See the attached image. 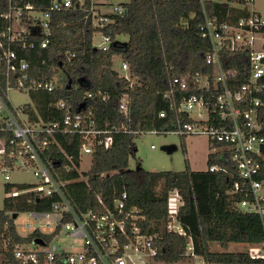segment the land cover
<instances>
[{
	"label": "built area",
	"instance_id": "built-area-1",
	"mask_svg": "<svg viewBox=\"0 0 264 264\" xmlns=\"http://www.w3.org/2000/svg\"><path fill=\"white\" fill-rule=\"evenodd\" d=\"M203 6V0H200ZM246 6L254 0H232ZM125 4L114 5L110 0H8L5 12L0 13V174L10 181L14 173H29L36 179L35 190L43 197L55 198L50 211L26 212L28 219L22 222L24 237L34 235L28 242L14 248L16 264H155L159 247V235L142 234L136 224L141 218L136 209L127 210L126 192L115 201L113 210L102 213L79 212L71 204L66 185L51 159L46 154L60 148L56 135H76L81 140L79 158L92 156L95 148L108 149L114 143V135L122 130L117 127L100 128L87 100L79 112L78 105H68L65 99H52L41 112L33 94L61 92L69 80L64 68L75 57L70 51H59V64L49 66L47 58L36 69L32 57L27 55L37 48L47 50L52 41V26L58 23L59 14L83 15V28L92 30V46L107 52L123 42L113 37V25L117 18L126 15ZM201 35L208 42L205 62L211 70L196 74L191 82L182 77L169 81L164 97L169 99L174 116L169 126L159 130L134 132L143 134L173 133L180 137H205L219 160L231 164L238 175L230 195L242 194L236 208L259 218L264 233V135L260 122L264 108V14L249 11L248 16L233 24L210 18L203 6ZM262 35V42L258 36ZM232 55H242L248 60V76L245 83L233 88L238 69L228 66ZM119 61L120 69L114 67ZM113 69L120 77L130 78V67L120 55L113 57ZM66 78H63L61 74ZM195 86L200 94L176 99ZM70 90V88H69ZM28 97L27 102L16 104L11 94ZM103 100L107 99L103 95ZM82 103V104H83ZM199 109L198 118L191 112ZM66 111V114H63ZM120 111L128 115V97H122ZM184 114L193 121L184 120ZM167 113L161 111L160 118ZM62 150V149H61ZM63 152V150H62ZM69 164L63 169L70 172L75 166L74 156H67ZM62 167V166H61ZM211 172H226L220 165H212ZM100 200V199H99ZM183 205L180 194L173 190L168 196L167 230L186 236L178 220ZM48 219L47 221H44ZM45 222V223H44ZM22 236V235H21ZM68 237L73 244L67 246L62 239ZM74 243L81 248L74 249ZM252 258L264 260V239L253 244ZM187 255L196 256L190 241ZM146 260V261H145Z\"/></svg>",
	"mask_w": 264,
	"mask_h": 264
},
{
	"label": "trees",
	"instance_id": "trees-1",
	"mask_svg": "<svg viewBox=\"0 0 264 264\" xmlns=\"http://www.w3.org/2000/svg\"><path fill=\"white\" fill-rule=\"evenodd\" d=\"M8 0H0V13L5 12ZM232 0H203L210 18L233 24L248 16L245 1L238 5ZM126 15L116 19L113 37L126 35L128 41L121 46L102 52L92 46V30L83 28V15L59 14L58 23L52 26V41L47 50L28 52L36 69L47 58L49 66L57 65L59 51L75 54L72 63L64 68L72 80L70 90L67 81L64 90L53 94H33L35 106L43 113L52 99H65L67 104L78 107L88 93L94 95L87 100L100 128L117 127L122 131L114 135V143L108 149L95 148L92 164L87 172L73 167L70 172L63 169L69 164L65 156H74L79 168L81 140L76 135H56L60 148L53 147L46 159H51L63 180L68 181L66 192L71 204L79 212L102 213L113 210L115 201L126 192L127 210L136 209L137 226L142 234H158L159 251L156 263L177 264L184 261L187 248L192 241L196 256L205 264H264L263 259L252 258L247 252H213L210 244L218 243L227 248L229 244H259L264 239L263 229L257 216L239 211L236 203L242 194L230 195L235 182L239 181L235 168L219 160L216 154L208 156L205 171L186 167L183 171H148L138 167L129 169L134 153V132L159 130L169 126L174 114L169 99L164 94L169 81L182 77L191 82L196 74L212 71L205 62L209 45L201 35L203 6L200 0H130ZM120 55L129 64L130 78L120 77L113 69V57ZM59 64V63H58ZM228 66L238 69L233 88L245 83L248 76V60L242 55H232ZM200 94L191 86L176 99L177 106L182 97ZM103 95L107 96L103 100ZM128 97V115L120 111L123 96ZM165 111L166 118L159 113ZM66 111H64L63 114ZM184 120L193 119L184 114ZM260 122L264 135V108ZM210 148H212L210 146ZM220 164L227 171L211 172L212 165ZM62 166V167H61ZM264 179V174L260 177ZM35 184L7 183L10 194L15 188L18 194L4 199L0 210V257L1 264H16L14 248L28 242L34 235L21 236L15 226L14 216L19 213L50 211L57 199L43 197L35 190ZM177 190L183 205L178 220L186 236L167 230L168 196ZM100 199V200H99Z\"/></svg>",
	"mask_w": 264,
	"mask_h": 264
},
{
	"label": "rangeland",
	"instance_id": "rangeland-1",
	"mask_svg": "<svg viewBox=\"0 0 264 264\" xmlns=\"http://www.w3.org/2000/svg\"><path fill=\"white\" fill-rule=\"evenodd\" d=\"M114 5L129 3L130 0H110ZM246 10L260 12L264 14V0H254L253 3L246 6ZM262 35L258 36L260 42H262ZM118 41L127 42L128 36H118ZM114 67L120 69L119 61H115ZM61 76L66 78L62 73ZM11 99L16 104H21L28 101V97L20 94H11ZM193 118H198L199 109L196 108L191 112ZM134 153L131 155L129 169L135 170L138 167L148 171L160 172V171H183L186 167H190L193 170L205 171L208 168V156L210 153L215 151L210 148V143L205 137L201 136H187L180 137L179 135L169 134H152L150 132L143 133L134 139ZM92 164V158L90 155L83 154L81 158V165L79 171H89ZM36 179L29 173H14L11 176L10 181H5L3 176L0 174V210L3 209L4 199L9 195L18 194L17 189H13L10 194L6 193L5 185L7 183L18 185V184H35ZM15 226L17 232L25 236V232L21 229L22 222L28 219L25 213H19L14 216ZM45 219L44 221H47ZM45 223V222H44ZM62 241L69 246L73 244V241L64 237ZM74 249H80L79 243H74ZM211 251L213 252H247L255 253L256 250L250 244H229L227 248H223L218 243L210 244ZM187 258L177 264H205L202 257L187 255ZM0 257V264H1ZM146 261V260H145ZM155 264H165L156 263Z\"/></svg>",
	"mask_w": 264,
	"mask_h": 264
},
{
	"label": "water",
	"instance_id": "water-1",
	"mask_svg": "<svg viewBox=\"0 0 264 264\" xmlns=\"http://www.w3.org/2000/svg\"><path fill=\"white\" fill-rule=\"evenodd\" d=\"M113 48H117V44H116V43L113 45ZM71 84H72V80H69V86H68V89L71 87ZM84 107H85V104H84V103L81 104V105L79 106V108H78L79 112H80Z\"/></svg>",
	"mask_w": 264,
	"mask_h": 264
},
{
	"label": "crops",
	"instance_id": "crops-1",
	"mask_svg": "<svg viewBox=\"0 0 264 264\" xmlns=\"http://www.w3.org/2000/svg\"><path fill=\"white\" fill-rule=\"evenodd\" d=\"M245 8H246V7H245ZM69 80H70V79H69ZM69 80H68V81H69ZM212 153H213V152H212ZM80 165H81V159H80ZM79 168H80V166H79ZM192 170H193V169H192ZM79 172H80V171H79ZM250 245H253V244H250Z\"/></svg>",
	"mask_w": 264,
	"mask_h": 264
}]
</instances>
